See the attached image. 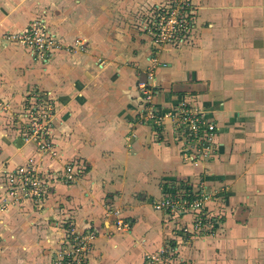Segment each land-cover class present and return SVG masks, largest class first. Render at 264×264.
<instances>
[{
	"label": "crops",
	"instance_id": "0c3cea01",
	"mask_svg": "<svg viewBox=\"0 0 264 264\" xmlns=\"http://www.w3.org/2000/svg\"><path fill=\"white\" fill-rule=\"evenodd\" d=\"M169 0H0V264H48L66 223L93 233L86 264H148L146 254L174 246L173 264H264V0H192L194 25L182 43L156 47L146 32ZM42 19L51 36L84 48L56 49L47 60L1 37ZM156 51V52H155ZM156 54L152 106L182 100L214 124L211 150L194 158L172 121H139L137 82ZM34 86L55 104V153L20 137L17 113ZM29 156L50 172L39 199L1 204L6 172ZM63 182L52 174L76 169ZM205 187L208 231L184 242L192 213L153 202ZM117 209L127 230L111 223Z\"/></svg>",
	"mask_w": 264,
	"mask_h": 264
},
{
	"label": "built area",
	"instance_id": "2783aa9c",
	"mask_svg": "<svg viewBox=\"0 0 264 264\" xmlns=\"http://www.w3.org/2000/svg\"><path fill=\"white\" fill-rule=\"evenodd\" d=\"M195 5L192 0H169L166 5L155 10L145 23L146 32L152 38L156 47L162 48L167 44L182 43L194 25ZM3 38L16 41L25 46L35 58L47 60L60 46L68 51L84 48L83 40L79 37L72 42L62 44L48 32L46 23L35 18L24 28L2 34ZM156 52V51H155ZM151 56V65L145 71V79L137 82L139 96L142 99V108L139 121L148 123L157 128L163 127L165 118L172 121L176 134L182 138L186 152L194 158L205 157L211 150L214 124L207 119L205 110L195 106L191 101L182 100L174 110L158 113L152 106V98L156 92L153 69L157 64H163L156 56ZM0 108L6 110L8 104L0 100ZM55 104L49 90L34 86L26 94V100L17 113L14 124L19 128L20 137L25 142L32 143L37 152L53 155L55 153L52 141L53 117ZM76 169L52 174L63 182L75 179ZM50 172L39 170L38 159L29 156L24 162L14 166L6 172L4 193L1 204L7 206L19 203L24 199H39L50 185ZM205 187L196 193L184 191L168 195L153 202L155 209L192 213L189 225L180 227L184 242L190 243L196 236H203L208 231V224L203 215V204L208 198ZM111 223L118 229L127 230L128 221L122 212L113 209ZM93 233L89 230H79L72 220L66 223V237L64 244L52 253L48 264H86L92 247ZM175 247L162 246L157 252L146 254L148 264H173L172 254ZM173 251V252H172Z\"/></svg>",
	"mask_w": 264,
	"mask_h": 264
},
{
	"label": "rangeland",
	"instance_id": "374dc122",
	"mask_svg": "<svg viewBox=\"0 0 264 264\" xmlns=\"http://www.w3.org/2000/svg\"><path fill=\"white\" fill-rule=\"evenodd\" d=\"M1 35H2V34H1ZM57 39H58L59 42H62V44H64V42H65V44H66V43H70V42L73 41V40H71L70 42H66L65 40H60L59 38H57ZM60 48H62V47L60 46ZM60 48H59V49H60Z\"/></svg>",
	"mask_w": 264,
	"mask_h": 264
}]
</instances>
